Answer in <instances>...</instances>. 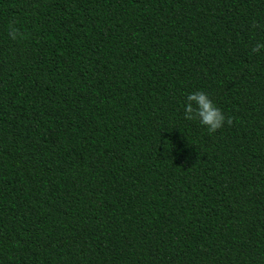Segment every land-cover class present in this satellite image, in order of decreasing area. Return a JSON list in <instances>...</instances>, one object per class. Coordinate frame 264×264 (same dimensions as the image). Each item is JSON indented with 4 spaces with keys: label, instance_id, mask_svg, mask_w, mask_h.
<instances>
[{
    "label": "trees",
    "instance_id": "1",
    "mask_svg": "<svg viewBox=\"0 0 264 264\" xmlns=\"http://www.w3.org/2000/svg\"><path fill=\"white\" fill-rule=\"evenodd\" d=\"M257 41L264 0H0V264H264Z\"/></svg>",
    "mask_w": 264,
    "mask_h": 264
},
{
    "label": "clouds",
    "instance_id": "2",
    "mask_svg": "<svg viewBox=\"0 0 264 264\" xmlns=\"http://www.w3.org/2000/svg\"><path fill=\"white\" fill-rule=\"evenodd\" d=\"M7 35L10 39L15 40L20 36V32L12 24H9ZM264 50V42L257 41L251 51L254 53ZM184 119H198L201 125L206 126L209 133L215 132L223 126L225 122L231 123V118H226L221 109L211 100L209 95L197 90L186 95L183 103Z\"/></svg>",
    "mask_w": 264,
    "mask_h": 264
}]
</instances>
